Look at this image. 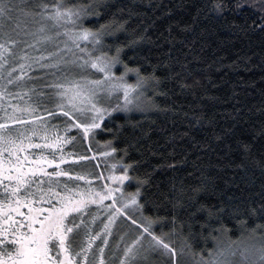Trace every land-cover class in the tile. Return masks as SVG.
<instances>
[{
    "label": "snow or ice",
    "instance_id": "obj_1",
    "mask_svg": "<svg viewBox=\"0 0 264 264\" xmlns=\"http://www.w3.org/2000/svg\"><path fill=\"white\" fill-rule=\"evenodd\" d=\"M245 6L259 15L251 23H248L247 17L240 24L233 21V27L245 35L256 30L264 35V0H213L208 11L224 16L226 12L240 13ZM136 7L139 5H126L114 0H0V102L12 95L7 90L9 86L26 90L27 93L36 95L38 100L37 106H12L13 114L8 119L15 126V130L8 124L0 123V186L3 189V199H0V264H96L93 245L97 241L103 245L98 247L99 264H105L104 246L109 244L108 237L113 234L117 217H124L130 222L128 227L134 230L131 243H125L122 249L119 243L116 245L117 252L121 254L117 256L118 264H264V223H257L255 227L246 229L249 239L259 236L256 243H238L231 239L232 230L223 224L220 217L225 206L233 207L235 212L244 201H250L252 196H259L260 202L257 206H249L247 211L250 218L264 220V182L260 184L259 192L250 193L241 200V204L235 206L231 201L240 198L233 195L227 196L228 205L221 200L220 208L197 203L199 193L207 191L209 186L218 197L225 195L223 190L216 188V177L209 174L213 167L223 166H197V157L193 162L194 170L199 173L196 176L197 184L184 186V178L192 176V172H186L185 177L180 179L178 191L181 195L191 193L187 197V205L180 200L173 204L174 209L191 208L196 204L195 211L189 214L191 217L206 211L207 220L210 221L213 217L221 220L220 225L213 228L205 238V244L207 239L211 238L213 247L205 246L197 252L193 250L188 237L182 234L184 221H181L179 226V243L176 244L172 240V236L177 234L176 215L171 219H153L142 215L140 220H137L128 214L129 207H142L137 199L140 196L139 188L135 193L128 195L127 203L124 204H120L124 193L118 188L108 187L104 194L87 189L77 192L75 188H70L68 183H61V177L71 179L69 172L60 169V164L64 163L63 157L57 161L55 151L51 153V159L44 155L45 149L59 151L61 145L74 141V138L70 140L68 136H61V124H53L52 120L63 118L65 133L69 129H77L82 130L83 135L88 137L94 129L101 127L99 122L111 112L145 111L141 97L145 96L146 87H150L156 95L164 96L167 95L166 92L157 93L156 89L165 81L175 80L181 91H192L195 94V88L201 83L200 79L193 76L189 62L171 56V48L163 65L157 63L153 65L151 73L142 75L139 67L130 68L122 59L123 46L106 43L107 37L114 38L118 33H128L129 21L139 15L134 11ZM147 7L155 12L164 6L155 0H149ZM201 10L197 9L193 23L183 25L181 31L193 30ZM171 12V8H166L162 15L167 16ZM105 17V22L99 23L98 27L85 26V20L95 18L99 22ZM141 24H144L143 20ZM154 24L155 19H152L136 39L128 41V46L141 42L155 43L148 31ZM173 24L180 27L178 21H173L167 26L170 42L176 39L173 35ZM163 35L164 33H161V36ZM113 47L114 53L110 54ZM105 48L109 51H104ZM261 57L264 59V51H261ZM247 59L250 61L251 57ZM145 60L151 63L148 57H145ZM118 64L124 68L120 76H116L113 71ZM176 65H179L180 71H173ZM159 67L167 68L168 73L165 76H157L156 69ZM34 71H38L40 75H30ZM129 72L136 74L134 85L126 82ZM182 72L187 75L183 76ZM93 75L99 78L92 79ZM189 77H192L191 83L187 82ZM30 80L41 82L38 93L35 84L26 88V83ZM148 99L152 106L160 111H174L169 108L160 109L153 98ZM37 111L44 112L47 121L37 116ZM240 111V108H235L229 118L235 119ZM256 111L264 113V100ZM17 114H27L29 119H19ZM184 115L187 117L189 113L185 112ZM190 115L194 121L189 124L190 130L205 123L212 125L211 118L202 110L193 111ZM28 125L33 127L29 129ZM41 128L44 132L42 139L49 142L32 143L34 137L41 135ZM212 130L215 131L214 128ZM190 134V131L184 133L185 136ZM259 134L264 135V125L261 126ZM192 139L195 142L193 147H210L207 139L197 140L194 136ZM221 139L222 135L215 136V140ZM255 139L254 136L252 143L237 141L243 150L240 160L226 165L232 168L234 173L236 170L244 173L241 179L246 185H252L256 181L254 171H249L250 166L259 168L260 176L264 179V160L257 159L251 151ZM228 147L231 149V145ZM29 149L41 151L29 152ZM112 151L115 152L116 149L113 148ZM261 152L264 154V147ZM101 155L107 156L108 153ZM80 159L87 160L88 157ZM185 163H188L187 153L185 158L176 164L166 166L175 168L177 164ZM52 165L55 167L49 171L48 168ZM130 167L132 166H125V174L114 176L112 179L121 183L128 180L127 169ZM77 179L84 180V176H77ZM148 182V179L138 181L141 186ZM173 189H176L175 183ZM109 198L111 203L106 205L107 223L99 231H94L96 217L86 220L83 214L90 204L101 205ZM165 198L167 199V196ZM45 204L47 207L42 206ZM118 204L120 206H117ZM24 208L27 210L21 211ZM159 222L172 224L171 231H161L157 234L154 226ZM197 223H200L203 235L207 224L199 221ZM237 223L243 227L248 224V220ZM188 227L192 229L191 221L188 222ZM212 232L218 235H212ZM221 233L226 234V240L220 238ZM243 235L241 232V236ZM124 239L125 235H120V241L123 242ZM90 254L93 256L92 260L89 259Z\"/></svg>",
    "mask_w": 264,
    "mask_h": 264
},
{
    "label": "trees",
    "instance_id": "obj_2",
    "mask_svg": "<svg viewBox=\"0 0 264 264\" xmlns=\"http://www.w3.org/2000/svg\"><path fill=\"white\" fill-rule=\"evenodd\" d=\"M114 2L139 5L134 9L139 15L129 21L128 33H118L114 38H105L107 44L123 46L121 57L130 68L139 67L142 75H148L153 71V65L157 63L163 65L168 59L166 54L171 48V56L189 62L193 76L199 78L201 83L195 88V94L192 91H181L175 80L165 81L156 89L157 93L166 92L167 95L164 96L156 95L148 87L146 99L151 107L144 112H118L108 117L98 131V140L108 142L112 148H115L116 158L123 165L132 166L128 168V171L135 185L132 183L128 187L133 190L139 188L140 203L145 216L153 219L157 217L171 219L173 215H176L177 234L172 236L174 243H179V226L181 221H184L182 234L188 237L194 251L199 252L205 246L212 248L211 238L207 239L206 244L205 238L213 228L220 225L221 220L215 217L210 221L207 220L206 211L198 212L195 217H191L189 214L195 211L196 204H193L191 208L177 207L175 209L173 204L176 200H180L187 205V197L191 193L181 195L178 191L180 179L185 177L186 172H192V176L184 178V186L197 184L196 176L199 173L193 167L197 157H199L197 166H223L213 167L209 174L216 177V188L225 193L224 196L218 197V194L209 186L207 191L199 193L196 198L197 203L215 205L216 208H220V201L224 200L225 205H228L227 196L233 195L240 198L231 201V204L235 206L241 204V200L250 193L260 191V184L264 182V179L260 176L259 168L250 166L249 171H254L256 181L252 185H246L241 179L244 173L239 170L234 173L232 168L226 166L229 162L240 160L243 150L237 141L252 143L254 136L256 139L251 151L257 159L264 160V154L261 152V148L264 147V135L259 134L261 126L264 125V113L256 111L264 100V59L261 57V51H264V35L259 30L245 35L233 27V21L240 24L247 17L248 23H251L259 13L245 6L240 13L226 12L224 16H218L208 11L213 0H155L164 6L155 12L148 10L149 0H114ZM166 8H171L172 12L164 16L162 12ZM198 8L202 10L196 18L193 30L181 31L183 25L193 23ZM146 12L147 16H145ZM157 17L159 19H156ZM106 19L107 17L97 22L95 18H90L84 23L87 27H98L99 23H104ZM152 19H155V24L148 31L155 43L141 42L129 47L128 41L136 39ZM142 20L144 24H141ZM173 21H178L180 27L173 24V35L176 39L170 42L167 26ZM161 33L164 35L161 36ZM104 51L109 50L105 48ZM112 53H114V47L110 54ZM145 57H148L151 63L146 62ZM248 57H251L250 61ZM116 69L117 72L124 71L123 66L119 64ZM173 71H180L179 65L174 66ZM167 73L168 69L165 67L156 69L157 76H165ZM30 75L38 76L40 73L34 71ZM182 75L186 76L187 73L182 72ZM130 79L136 83V77H130ZM191 81L192 77H189L187 82L191 83ZM40 83V81L30 80L26 84L29 87L33 84L37 85L38 93ZM148 97L153 98L160 109L169 108L174 111L158 110L152 106ZM32 98L38 101L36 95L33 94ZM235 108H240V113L235 119L229 118V114ZM249 109L252 110L249 111ZM201 110L211 118L212 125L205 123L203 126L197 125L190 130L189 124L194 123L191 112ZM185 112L189 113V116L186 117ZM189 131L191 134L185 136L184 133ZM216 135H222V139L215 140ZM193 136L197 140L207 139L210 147L203 149L193 147L195 143ZM228 145H231V149ZM186 153L188 163L177 164L175 168L166 166L176 164L185 158ZM145 179L149 182L141 186L138 181ZM174 183L176 189H173ZM236 185L239 186L236 187ZM259 202V196H252L250 201H244L239 210L234 212L233 207L225 206L224 211L220 213L223 224L232 230L230 235L233 241L239 243L259 240V236L249 239V233L246 230L255 227L257 223H264V220L250 218L247 211L249 206L256 207ZM245 219L248 220V224L241 227L237 222ZM189 221L193 225L191 230L188 227ZM197 221L207 224L203 229V235H201L200 223ZM154 227L159 234L161 231L170 232L173 226L170 223L159 222ZM190 231L191 235H189ZM241 232L244 233L243 236ZM212 235L218 234L212 232ZM219 235L221 239H227L226 234Z\"/></svg>",
    "mask_w": 264,
    "mask_h": 264
},
{
    "label": "rangeland",
    "instance_id": "obj_3",
    "mask_svg": "<svg viewBox=\"0 0 264 264\" xmlns=\"http://www.w3.org/2000/svg\"><path fill=\"white\" fill-rule=\"evenodd\" d=\"M51 50V49H49ZM117 67V65H116ZM116 67L113 69L116 76H120L121 73L124 71H118ZM95 72V70H92ZM130 77H136L134 72H129L126 77V82L128 84L134 85L135 83L132 82ZM92 79L99 78L97 75H93ZM26 88H31L26 84ZM146 87L144 89L145 96L141 97L142 104L147 110L151 107V104L146 99ZM8 92L12 95L10 97H6L0 102V123L8 124L10 128L15 130V126L11 124V121L8 119L9 116L13 114V105H17L21 108L28 106L29 104L33 106H37L38 101H35L32 98L33 94H29L26 90L19 89L17 87L9 86ZM122 100V93H121V103ZM145 110V111H146ZM139 113L141 111L132 110V111H115L111 112L110 115H106L103 121L99 123L103 124V122L110 116L115 113ZM144 112V111H143ZM19 119L28 120L29 116L27 114L20 116ZM37 116L42 117L45 121H47V117L45 116L44 112L37 111ZM63 118L60 120H52L51 123L53 124H61V128L59 130V134L61 136H68L70 140L74 138V141L70 142L69 144H63L60 146L59 151L55 149H45L44 155L47 156L49 159L52 158L51 153L55 151V157L57 161H59L60 157H63L64 163L66 166L63 167V171H67L71 174V179L69 177L60 178L61 183H68L70 188H75L77 192L81 190H91L95 192H100L104 194L108 187L118 188L121 189L124 193L123 199L120 201V204L127 203L128 195L131 193H135L137 189H129V185L135 182L132 181L129 175V169H127V175L129 176L128 180L123 181L121 183L119 180H114L112 177H119L125 174V165L122 164L120 160H117L115 152L112 151V146L107 142H101L98 140V131L101 128L94 129L93 132L88 136L85 137L82 133V130L77 129H69L67 133L63 131ZM29 129L33 126L28 125ZM23 130V129H22ZM41 135L34 137L32 143H48V140L42 139L44 134L43 128L39 129ZM27 143V142H26ZM41 150L39 149H29V152H36L39 153ZM101 153H108L107 156L101 155ZM88 157L87 160H81L80 157ZM35 158V157H33ZM115 165V167H113ZM84 176V180H78L77 176ZM99 177V178H98ZM107 178V179H106ZM103 186V187H102ZM119 196V194H117ZM138 203H140V196L137 197ZM111 203V198L108 200L103 201L101 205H93L90 204L88 208L84 212V217L86 220H91L93 216L96 217V223L94 225V231H99L105 223H107V216L108 212L106 210V205ZM118 204L117 206H120ZM128 214L131 215L134 219L140 220L141 216H145L141 208H128ZM130 222H128L124 217H117L116 224L113 227V234L112 236L108 237L109 244L105 247L103 259L105 264H118L117 256L121 255L116 250L117 243L120 244V248L122 249L125 243H131L132 239H134V230L128 227ZM125 235V239L123 242L120 241V235ZM246 244H254L256 242H247V241H240ZM239 242V243H240ZM103 246L101 242L97 241L93 245V249L95 251V260L96 264H99L100 254L98 252V247ZM114 253L116 255L114 256ZM89 259L92 260L93 256L90 254Z\"/></svg>",
    "mask_w": 264,
    "mask_h": 264
},
{
    "label": "flooded vegetation",
    "instance_id": "obj_4",
    "mask_svg": "<svg viewBox=\"0 0 264 264\" xmlns=\"http://www.w3.org/2000/svg\"><path fill=\"white\" fill-rule=\"evenodd\" d=\"M65 166H66L65 164L60 165V169H63V167H65ZM53 167H55V166H54V165L50 166V167L48 168V170L51 171ZM61 178H65V177H61ZM2 191H3L2 186H0V199H3ZM42 206H43V207H47L46 204H45V205H42ZM26 210H27L26 208L21 209V211H26Z\"/></svg>",
    "mask_w": 264,
    "mask_h": 264
}]
</instances>
